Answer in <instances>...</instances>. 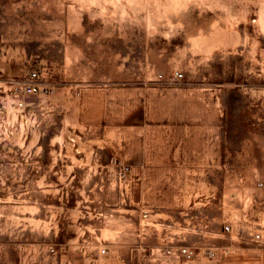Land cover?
<instances>
[{
    "label": "rangeland",
    "instance_id": "rangeland-1",
    "mask_svg": "<svg viewBox=\"0 0 264 264\" xmlns=\"http://www.w3.org/2000/svg\"><path fill=\"white\" fill-rule=\"evenodd\" d=\"M0 264H264V0H0Z\"/></svg>",
    "mask_w": 264,
    "mask_h": 264
},
{
    "label": "built area",
    "instance_id": "built-area-1",
    "mask_svg": "<svg viewBox=\"0 0 264 264\" xmlns=\"http://www.w3.org/2000/svg\"><path fill=\"white\" fill-rule=\"evenodd\" d=\"M39 77L40 76H39V73L37 71L31 72L29 74V76H28L27 81L20 88L22 94L35 95V94L41 93L42 90L40 89V86H39V83H38ZM15 99L18 100L17 104L19 106H23L24 105V102L21 101V99H19L18 97H16ZM225 230L226 231H230V226L226 225L225 226ZM254 239L256 241L261 240V235L260 234H255L254 235ZM102 253H106V249H103ZM169 253H171V254H173V255H175L177 257H181L185 261H191L197 255L196 248H194L192 246H183V247H180L178 249H172V250H169ZM208 253H209L210 256L214 255V252H212L211 250H209Z\"/></svg>",
    "mask_w": 264,
    "mask_h": 264
}]
</instances>
